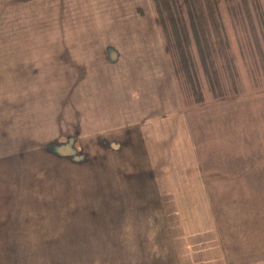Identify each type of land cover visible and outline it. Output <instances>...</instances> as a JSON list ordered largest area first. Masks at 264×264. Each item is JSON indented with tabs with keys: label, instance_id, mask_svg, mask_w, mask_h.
Listing matches in <instances>:
<instances>
[{
	"label": "crops",
	"instance_id": "1",
	"mask_svg": "<svg viewBox=\"0 0 264 264\" xmlns=\"http://www.w3.org/2000/svg\"><path fill=\"white\" fill-rule=\"evenodd\" d=\"M102 48L0 56V264H223L215 180L188 125L110 111L123 109V72L92 62L115 52ZM147 52L159 66L139 90L175 91L167 57Z\"/></svg>",
	"mask_w": 264,
	"mask_h": 264
},
{
	"label": "rangeland",
	"instance_id": "2",
	"mask_svg": "<svg viewBox=\"0 0 264 264\" xmlns=\"http://www.w3.org/2000/svg\"><path fill=\"white\" fill-rule=\"evenodd\" d=\"M105 45L114 54L92 62L102 67L112 58L124 81L123 109L110 111H138L170 132L176 117L188 125L215 180L210 200L227 249L223 264H264V0H0V56L70 46L96 53ZM138 52L167 57L178 88L159 97L141 92L159 64ZM111 73L113 81L122 76Z\"/></svg>",
	"mask_w": 264,
	"mask_h": 264
}]
</instances>
